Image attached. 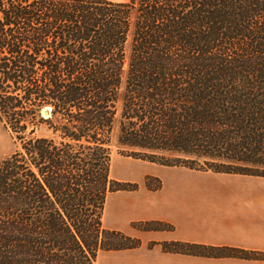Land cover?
<instances>
[{
    "label": "trees",
    "instance_id": "16d2710c",
    "mask_svg": "<svg viewBox=\"0 0 264 264\" xmlns=\"http://www.w3.org/2000/svg\"><path fill=\"white\" fill-rule=\"evenodd\" d=\"M0 122L15 145L0 160V264L138 247L103 224L108 194L133 190L110 176L113 148L264 177V0H0Z\"/></svg>",
    "mask_w": 264,
    "mask_h": 264
},
{
    "label": "crops",
    "instance_id": "0c3cea01",
    "mask_svg": "<svg viewBox=\"0 0 264 264\" xmlns=\"http://www.w3.org/2000/svg\"><path fill=\"white\" fill-rule=\"evenodd\" d=\"M224 175L238 177L221 183L195 173L172 175L160 178L159 189L144 184L134 191H118L112 198L115 217L105 227L139 238L140 245L100 251L96 264H264V259L162 248L163 242L179 241L264 252V177ZM138 222L162 223L164 228L143 231L130 225Z\"/></svg>",
    "mask_w": 264,
    "mask_h": 264
},
{
    "label": "rangeland",
    "instance_id": "374dc122",
    "mask_svg": "<svg viewBox=\"0 0 264 264\" xmlns=\"http://www.w3.org/2000/svg\"><path fill=\"white\" fill-rule=\"evenodd\" d=\"M44 115L46 113L44 112ZM15 149V145L12 142V139L9 135V133L4 129L3 125L0 122V160L8 155ZM194 167L200 168V169H207L206 165L203 163H200L199 165H195ZM195 173L197 176L206 177L209 180L206 181H213V182H229L228 178H234L238 177L236 175H227L220 174V173H213L210 171H198V170H191L186 169L182 167H168V166H162L155 163H151L145 160L140 159H133L131 157L124 156L120 154L116 148H113L112 156H111V167H110V176L112 179H114L117 182H120L119 187H126L129 184H126L123 182H129L132 184L129 188L131 191L137 190L139 188V185H144L148 189H159L161 186V180L160 178H170L172 175H182V174H191ZM202 180V179H201ZM116 187H118L117 184H115ZM124 191V190H119ZM115 194H120V192L115 191L112 193H109L107 198V202L105 204L104 209V218H103V224L104 226L107 225V223H112L115 214H114V198L113 196ZM132 227L139 229V230H160L164 228V225L162 223H131ZM110 236L108 237V240H110ZM139 239V238H138ZM107 240V242H108ZM119 242V241H118ZM123 242V241H122ZM140 242V239H139ZM125 243V242H123ZM128 244L135 245V240L131 241ZM235 247H218L214 249H206L203 248H191V250L195 252L205 251L207 253L213 254V255H227L230 253H237L239 255H245L244 253H241L236 250H242L246 253L248 257L251 258H257V259H263L264 258V252L256 251V250H248L243 248H235ZM234 257V256H231ZM239 258V257H238ZM245 259V258H244Z\"/></svg>",
    "mask_w": 264,
    "mask_h": 264
},
{
    "label": "bare ground",
    "instance_id": "6f19581e",
    "mask_svg": "<svg viewBox=\"0 0 264 264\" xmlns=\"http://www.w3.org/2000/svg\"><path fill=\"white\" fill-rule=\"evenodd\" d=\"M48 108V107H47Z\"/></svg>",
    "mask_w": 264,
    "mask_h": 264
}]
</instances>
